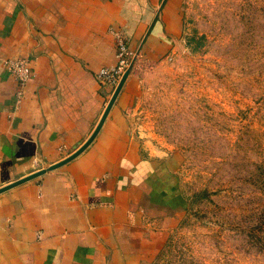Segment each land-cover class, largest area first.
Returning a JSON list of instances; mask_svg holds the SVG:
<instances>
[{"label":"crops","instance_id":"0c3cea01","mask_svg":"<svg viewBox=\"0 0 264 264\" xmlns=\"http://www.w3.org/2000/svg\"><path fill=\"white\" fill-rule=\"evenodd\" d=\"M178 3L0 0V188L47 169L0 193V264H143L163 239L183 199L169 161L132 134L138 67L104 120L118 86L97 74L118 62L117 32L143 61L167 56ZM18 58L33 77L17 107L5 60Z\"/></svg>","mask_w":264,"mask_h":264},{"label":"rangeland","instance_id":"374dc122","mask_svg":"<svg viewBox=\"0 0 264 264\" xmlns=\"http://www.w3.org/2000/svg\"><path fill=\"white\" fill-rule=\"evenodd\" d=\"M178 11L170 53L139 49L133 69L132 134L169 161L183 199L143 264H264V0Z\"/></svg>","mask_w":264,"mask_h":264},{"label":"built area","instance_id":"2783aa9c","mask_svg":"<svg viewBox=\"0 0 264 264\" xmlns=\"http://www.w3.org/2000/svg\"><path fill=\"white\" fill-rule=\"evenodd\" d=\"M116 35L118 36V62L114 67L102 68L97 74V78L102 80L106 85L115 87L119 85L123 76L127 72L131 75L138 58V52L131 47L127 35L120 32H117ZM5 64L17 81L18 107L23 98L24 89L29 80L33 77V72L30 63L26 58L6 59ZM11 118H13V114L11 115Z\"/></svg>","mask_w":264,"mask_h":264},{"label":"water","instance_id":"95a60500","mask_svg":"<svg viewBox=\"0 0 264 264\" xmlns=\"http://www.w3.org/2000/svg\"><path fill=\"white\" fill-rule=\"evenodd\" d=\"M128 76H129V72H127V73L123 76L122 80L120 81V83H119V85H118V87H117V89H116V91H115V94H114L113 98L111 99V102H110V104H109V106H108V109H107V111H106V113H105V115H104V117H103V120H104V119L106 118V116L108 115L109 110L111 109L112 105L114 104L115 100L117 99V97H118L120 91L122 90V87L124 86V83H125L126 79L128 78ZM96 134H97V131H96V132L92 135V137H91V138H90V139H89L84 145H82V147H81L78 151H76V152H75V153H74V154H73L68 160H71V159L75 158V157L78 156L83 150H85V149L89 146V144L94 140ZM68 160H66L65 162H67ZM65 162H62V163H60V164H58V165H55L54 167L60 166V165L64 164ZM54 167H52V168H54ZM46 171H47V169L41 170V171H39V172H37V173H34V174H32V175H29V176H27V177H24V178H22V179H19V180L15 181V182H13V183H11V184H9V185H6V186L0 188V193H1V192H4V191H6V190H8V189H10V188H12V187H15V186H17V185H19V184H21V183H23V182H26V181H28V180H30V179H33V178H35V177H37V176H39V175L45 173Z\"/></svg>","mask_w":264,"mask_h":264}]
</instances>
